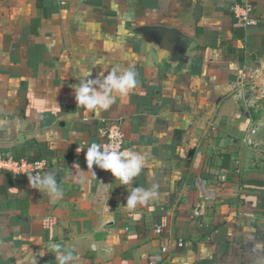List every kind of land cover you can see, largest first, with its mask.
Wrapping results in <instances>:
<instances>
[{
	"label": "crops",
	"instance_id": "1",
	"mask_svg": "<svg viewBox=\"0 0 264 264\" xmlns=\"http://www.w3.org/2000/svg\"><path fill=\"white\" fill-rule=\"evenodd\" d=\"M249 3L242 27L233 0H0V155L48 160L63 193L0 171V264H264V0ZM114 66L136 86L86 114L74 88ZM111 124L145 157L129 185L87 168ZM199 181L235 195L202 201Z\"/></svg>",
	"mask_w": 264,
	"mask_h": 264
},
{
	"label": "clouds",
	"instance_id": "2",
	"mask_svg": "<svg viewBox=\"0 0 264 264\" xmlns=\"http://www.w3.org/2000/svg\"><path fill=\"white\" fill-rule=\"evenodd\" d=\"M90 75L91 73L86 71L79 85L74 88L76 104L85 109L86 114L93 113L98 116L101 111L110 108L116 96L126 97L137 84V73L131 68L122 69L114 66L107 71V75L102 72L99 78L89 79ZM85 160L88 169L92 170L95 165L99 169L110 172L112 177L122 185L131 184L145 166V157L138 152L130 149L118 150L113 146H102L97 143H91L87 147ZM93 175L95 176L94 172ZM29 182L32 187L45 190L55 198L63 195L52 173L32 176ZM157 198L158 191L155 185L151 188L132 187L129 189L124 205L132 210L138 204L145 205ZM55 247L58 250V246ZM72 259L73 254L68 251L58 257V262L66 264Z\"/></svg>",
	"mask_w": 264,
	"mask_h": 264
},
{
	"label": "built area",
	"instance_id": "3",
	"mask_svg": "<svg viewBox=\"0 0 264 264\" xmlns=\"http://www.w3.org/2000/svg\"><path fill=\"white\" fill-rule=\"evenodd\" d=\"M234 5L231 7L232 17L236 24L242 27L250 26L253 21L250 18L252 11L251 4L249 0H233ZM104 135L106 141L102 144L110 145L118 150L124 149L125 135L120 124H111L104 129ZM51 166L48 160H38L29 161L27 159L16 160L11 156L0 155V171L10 172L14 178L18 176L24 177V179L29 182L32 176L44 175L50 170ZM199 195L202 201L209 202L213 201L218 197L223 196H234L235 190L226 187L225 185H213L207 182H198ZM155 234L159 236L162 233V228L157 227L154 230ZM183 243L181 241L177 242V247L181 248ZM166 246H162L161 252H166Z\"/></svg>",
	"mask_w": 264,
	"mask_h": 264
},
{
	"label": "rangeland",
	"instance_id": "4",
	"mask_svg": "<svg viewBox=\"0 0 264 264\" xmlns=\"http://www.w3.org/2000/svg\"><path fill=\"white\" fill-rule=\"evenodd\" d=\"M255 109L258 111L262 112L263 111V116H264V89L260 92L259 97L257 98V103L255 104ZM264 119V117H263Z\"/></svg>",
	"mask_w": 264,
	"mask_h": 264
}]
</instances>
